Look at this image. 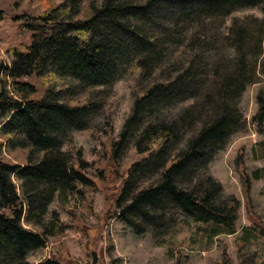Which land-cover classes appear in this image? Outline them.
<instances>
[{"label":"trees","instance_id":"1","mask_svg":"<svg viewBox=\"0 0 264 264\" xmlns=\"http://www.w3.org/2000/svg\"><path fill=\"white\" fill-rule=\"evenodd\" d=\"M80 4L81 0H65L39 16L16 17L31 33V43L6 48L0 59V138L5 139L0 141V153L5 144L28 151L25 165L0 159V264H29L28 255L46 247V238L25 227L23 221L42 227L57 193L75 191L76 183L91 185L84 173L86 164L78 154L63 151V140L66 134L85 129L90 117L100 112L104 103L99 95L112 89L125 64L137 60L136 69L150 71L166 61L163 40L170 34L175 40L179 37L174 36V28L160 27L156 22L160 15H169L174 22L176 16L169 9L177 5L189 8L180 12L184 17L197 15L199 22L202 17L223 18L222 24L243 8L262 6L264 13V0H103L101 6L90 5L86 16L79 18ZM4 19L0 11V24ZM233 28L240 49L233 46L235 57L228 58V65L213 61V45L207 41L209 28L203 37L206 42L200 33L187 44L184 37L185 47L201 50L200 64L175 79L153 84L137 98L132 117L123 127L113 159L116 161L130 139L133 147L116 205L119 219L138 236L150 231L155 237L167 235L179 214L195 223L213 222L233 231L241 202L224 197L221 184L203 174V167L243 128V117L234 102L257 79L256 67L248 66L245 52L254 41H247V27L239 21ZM147 29L153 36L147 35ZM178 33L181 37L180 30ZM206 64L222 67L212 78H205L201 73ZM179 65L177 68L182 67ZM33 76L47 83L38 100L34 99L38 89L28 80ZM55 79L69 81V85L58 88ZM84 93L91 96L87 103L75 104ZM258 100L263 103L261 95ZM193 101L194 109L186 108L173 119L164 114L167 105L181 102L191 106ZM155 111L158 116L140 126L142 117ZM156 175V181L143 185ZM242 178L247 197L250 181L244 174ZM193 179L199 185L193 186ZM255 179H259L257 173Z\"/></svg>","mask_w":264,"mask_h":264},{"label":"rangeland","instance_id":"2","mask_svg":"<svg viewBox=\"0 0 264 264\" xmlns=\"http://www.w3.org/2000/svg\"><path fill=\"white\" fill-rule=\"evenodd\" d=\"M64 1L0 0V11L5 18L0 24V59L5 57L6 48L18 45L29 46L31 43V33L15 21L16 17L25 14L36 17ZM102 2L103 0H81L79 18L86 16L90 5L101 6ZM169 10L176 16V25L169 15L167 17L160 15L161 20L164 19L156 21L161 28H174V36L179 37L176 41L170 34L166 42L163 40L162 50L164 57L167 58L166 61L155 64L150 71L146 68L141 71L136 69L137 60L125 64L112 89L99 95L104 103L100 112L90 117L85 129L66 134L63 151L78 154L82 158L86 164L84 173L91 185L76 183L75 191L57 193L43 217L42 227L23 221L25 227L46 238V247L28 255L29 264H41L47 261L59 264H93L94 253L96 264H223L226 260L231 264H241V261H247L249 264L252 262L264 264L263 7L240 9L225 18L222 24L223 18L211 20L202 17L203 21L199 22L196 19L199 17L197 15L184 17L180 12L190 11L189 8H180L176 5ZM186 20L189 22L184 23ZM236 20L240 25L247 27L250 36L247 41H254L248 45L249 48L245 52L248 66L256 67L257 79L254 84L247 85L237 102H234L243 117V128L233 134L223 149L203 167L205 177L210 176L221 184L224 197H235L241 202L233 231L213 222L195 223L179 214L175 225L167 235L155 237L150 231L138 236L119 219L120 209L116 205L122 184L127 178L126 166L133 147L130 139L118 152L116 161L113 159V150L120 140L123 127L132 117L137 98L145 94L153 84H161L170 78L175 79L186 69L196 64L193 68L195 69L200 64L201 50H195L192 48L193 45L191 48L185 47L181 41L184 37H187L184 38L187 44L195 33H200L204 42L203 37L209 28L211 37L206 40L213 45V61L225 65L231 63L228 58L235 57L233 46L240 49V41L235 40L237 36L232 31ZM177 28L182 33L181 37ZM150 31L147 29V35L153 36ZM259 39L262 40L260 44ZM178 65L182 67L177 68ZM220 67L222 65L209 67L206 64L204 71L200 73L205 78H209L215 75V70L220 71ZM201 69L199 68V71ZM28 80L38 89L34 99H41L46 92V81L35 76ZM55 80L58 88L69 85V81ZM260 95L263 103L258 100ZM90 97L89 93H84L75 104L84 105ZM194 103L195 101L191 106L183 105L181 102L167 105L164 107V114L173 119L186 108L194 109ZM157 113L155 111L151 116L142 117L143 122L140 126L152 120L151 117L158 116ZM186 137L182 139L181 145ZM4 140L0 138V141L4 142ZM27 155V150L12 149L5 144L0 159L8 164L25 165ZM256 173L259 179H255ZM243 174L250 181L247 197L242 182ZM157 179V175L153 176L152 179L143 182V185H149ZM196 184L199 185L198 181L193 179L192 185ZM19 193L21 195L20 190Z\"/></svg>","mask_w":264,"mask_h":264},{"label":"water","instance_id":"3","mask_svg":"<svg viewBox=\"0 0 264 264\" xmlns=\"http://www.w3.org/2000/svg\"><path fill=\"white\" fill-rule=\"evenodd\" d=\"M93 257H94V262H93V264H96V263H97V259H96L95 253L93 254Z\"/></svg>","mask_w":264,"mask_h":264}]
</instances>
